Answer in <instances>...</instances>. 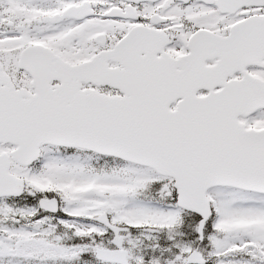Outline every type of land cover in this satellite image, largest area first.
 Wrapping results in <instances>:
<instances>
[{
    "label": "snow or ice",
    "instance_id": "snow-or-ice-1",
    "mask_svg": "<svg viewBox=\"0 0 264 264\" xmlns=\"http://www.w3.org/2000/svg\"><path fill=\"white\" fill-rule=\"evenodd\" d=\"M0 264H264V0H0Z\"/></svg>",
    "mask_w": 264,
    "mask_h": 264
}]
</instances>
